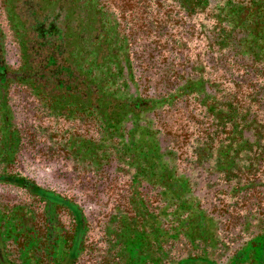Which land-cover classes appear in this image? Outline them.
<instances>
[{
  "label": "trees",
  "instance_id": "1",
  "mask_svg": "<svg viewBox=\"0 0 264 264\" xmlns=\"http://www.w3.org/2000/svg\"><path fill=\"white\" fill-rule=\"evenodd\" d=\"M0 1L10 19L21 21L10 11L11 0ZM48 2L61 11L75 6L79 13L64 27L54 20L50 34L40 33L41 18L33 9L25 13L28 23L18 25L35 33V50L43 52L38 68L24 56L23 69L9 72L0 55V185L28 197L0 202V264H62L67 257L71 264H220L210 255L218 245L217 228H208L213 217L191 196L190 184L226 186L217 191L241 196L244 215L256 220L255 190H264V0ZM73 34L77 41L69 45ZM136 34L153 44L152 66L176 69L167 89L140 81L131 51ZM64 41L72 63L66 57L57 64L58 52L67 51ZM26 46L31 50L33 44ZM12 86L39 103L32 116L54 118L51 129L41 118L31 128L33 137L55 141L47 146L60 156L53 158L68 162L75 176L118 184L105 214L90 220L73 198L12 168L27 133L13 123ZM177 103H190L185 159L180 143L165 138L172 120L164 110ZM263 251L264 228L222 264H262Z\"/></svg>",
  "mask_w": 264,
  "mask_h": 264
},
{
  "label": "rangeland",
  "instance_id": "2",
  "mask_svg": "<svg viewBox=\"0 0 264 264\" xmlns=\"http://www.w3.org/2000/svg\"><path fill=\"white\" fill-rule=\"evenodd\" d=\"M11 3L13 4V9H10V11L20 14L22 22L16 20L13 15V20L10 19V14L5 13L4 9L0 8V44L3 46L0 55L3 56V64L6 65L9 72L17 69L22 70L24 64L23 60H25L26 57L27 59L32 60L33 69H37L39 61L41 60V57H43V52L38 53V51L35 50L37 48L36 43H33L35 33H24L21 26L18 25L20 22L28 23L25 13H28V10L30 11L33 9L35 13L39 15V18H41L39 20H42V17H47V20H52L55 17V13H59L55 22L57 25L64 27L66 22L67 24L69 22L71 24V21H74L77 18L79 10L77 7L75 8V6H71L67 11H61L58 5L50 4L48 0H11ZM93 24V20L89 18V29H94L95 25ZM74 26L75 24L71 26L73 28L71 29L72 31L75 30ZM165 29L167 28L160 26L159 30ZM136 35L137 37L134 42L131 41V51L134 55L132 58L135 60L136 64L140 66L135 69L136 73H141L140 81L146 80L147 85H149L147 87L152 88L155 86L158 90L164 88L167 89L165 84L168 83V86H171V84L174 83H169V75L171 71L176 69L170 66L165 67L168 63L162 64L160 66L161 69L152 66L157 57V53L151 52V46H153V44H148V41L138 37V34ZM132 39H134V37ZM76 41L77 34H73L72 37L69 38V45L75 44ZM29 44H33L31 50H28L26 46ZM67 45L66 41H64V46L67 48V51L61 55H59L58 52L59 56L57 55V64L64 63L66 57H68V64L72 63L73 52L70 51ZM104 45L105 43L101 44V46ZM166 62H169L168 58H166ZM51 67L52 69H56V65ZM162 67H164V69ZM49 86L51 87V85ZM13 89L14 86H12V89H9L8 93V101L12 105L13 123H15V126L18 129L24 128L27 133L24 134L23 141L21 142V157L12 164V168L15 171L22 170L25 175L45 188L53 189L67 197L73 198L82 206L83 212L90 220L96 219V217L105 214L109 208L114 205L111 202L112 194L118 191V184H115L114 187V181H111L110 178L107 180L96 181L95 179L88 177L83 179L82 176L78 174V176H75L71 174L72 169L68 162L61 158L60 160L53 158L51 155H59L56 153L49 154L50 152L47 149V146H54V144H56L55 141L52 142L51 140V142L48 143L46 139L43 140L42 137H33L34 135H32L31 128L35 125L34 118H41L47 121L45 124H49L48 129H51L54 118L52 116H45L44 118L40 117V115H36L35 117L32 116L33 110L36 109L39 103L37 102L35 105L34 99L22 98L17 91L13 92ZM34 105L35 107L33 109ZM163 114L165 117L172 120V124H168V127H166L169 129V132L168 136H165V138H173L177 141V144L180 143L178 145L180 157H184L185 159L186 156L190 154V103L187 105L177 103L175 108L169 110L166 108ZM37 139L42 140L43 143L35 144V146L32 144L30 145L31 142L36 141ZM182 164L183 163L181 162L179 167H181ZM191 184L190 186L194 193L191 196L195 197L196 194L201 205L208 213H211L210 215L213 217L209 222L208 228L212 231L217 228L216 232H218V234L216 242L218 245L215 247V250L211 252V258L215 259L220 264L226 263L235 249H238L244 241L261 232L264 228V190H255L259 192L257 195L260 198V204L259 207H256V210L252 211V216H255V214L257 215L256 220H253V217H250L251 214H249L248 217L244 215L245 207H242L241 205V196H232L230 195L229 190H226V192H221V190L217 191V189H221L223 185L210 188L206 187L204 184L201 186H198L197 183L193 184V186ZM194 187L196 188L194 189ZM223 187L225 188L226 186ZM87 188L91 190L87 191ZM256 199L253 198L252 201L254 202ZM27 201L28 197L16 188L9 185H0V202L12 203ZM63 221L65 224L68 223V217H63ZM247 223L251 224L250 228L246 226ZM226 246L227 250L225 249ZM62 264H71V257L64 259ZM181 264L213 263L203 260L187 259ZM262 264H264V251Z\"/></svg>",
  "mask_w": 264,
  "mask_h": 264
},
{
  "label": "flooded vegetation",
  "instance_id": "3",
  "mask_svg": "<svg viewBox=\"0 0 264 264\" xmlns=\"http://www.w3.org/2000/svg\"><path fill=\"white\" fill-rule=\"evenodd\" d=\"M31 19L35 20L33 16H31ZM54 20V18L52 20H47V17L43 18L42 20H39L41 22H39L37 27L39 28L40 33H44L45 31H47L50 34L52 33L53 29L56 30ZM40 37L42 38V35Z\"/></svg>",
  "mask_w": 264,
  "mask_h": 264
}]
</instances>
